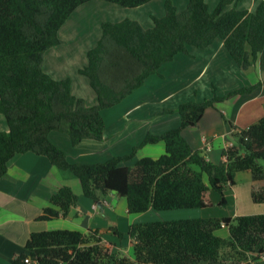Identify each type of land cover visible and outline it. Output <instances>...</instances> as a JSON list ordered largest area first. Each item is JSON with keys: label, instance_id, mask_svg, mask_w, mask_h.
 <instances>
[{"label": "trees", "instance_id": "trees-1", "mask_svg": "<svg viewBox=\"0 0 264 264\" xmlns=\"http://www.w3.org/2000/svg\"><path fill=\"white\" fill-rule=\"evenodd\" d=\"M90 1L0 0V114L8 124L7 130H0V178L15 156L33 152L79 178L83 195L93 202L115 192L126 198L129 213H142L149 208L209 207L205 193L211 189L221 195L219 205H225V191L235 184L236 174L250 171L254 181L263 183L252 190V200L263 203L264 115L243 129L229 122L233 145L224 148L226 160L221 163L194 149L183 134L199 125L208 108L253 92L263 84L260 81L224 96L213 85L212 97L165 109L164 113H179L178 126L148 133L129 153L105 161L72 162L50 133H67L73 145L101 140L106 125L102 111L160 74L178 54H188L190 46L206 49L220 39L239 66L248 69L259 60L264 70V0H258L254 10L238 7L242 0H218L214 8L207 0H188L184 10L166 0L164 14L152 15L150 28L128 18L104 20L87 63L79 68L97 96L93 105L73 93L70 77L57 79L44 69L47 51L63 43V25ZM105 1L139 7L153 0ZM160 141L166 147L159 157L138 156L143 146ZM78 200L70 186H61L51 195L53 206L44 208L38 219L66 217ZM223 227L229 231L227 237L217 233ZM110 229L124 236L116 226ZM127 233L131 254L113 252L99 229L35 231L11 264H251L264 255V213L138 222Z\"/></svg>", "mask_w": 264, "mask_h": 264}, {"label": "crops", "instance_id": "crops-1", "mask_svg": "<svg viewBox=\"0 0 264 264\" xmlns=\"http://www.w3.org/2000/svg\"><path fill=\"white\" fill-rule=\"evenodd\" d=\"M244 2V8L254 10L258 0H244ZM87 4L89 2L78 8L85 7ZM56 47L47 51L44 69L57 79L69 77V75H62L65 73L64 67L67 65L65 61H62V57L66 54L61 52L63 56L56 57L62 51V49L57 51L56 49L58 48ZM190 47L188 54L180 53L173 61L161 67L162 69L167 64L175 63L173 69L176 68L177 70V67L181 65L180 70L186 71L187 69L190 70L191 66H200V71L195 79L200 76L204 77L209 73L208 75L210 76L206 83L208 85L211 84V94L208 87L206 94H200L198 89H193L187 100H197L196 98H202L205 95L208 98L213 96V85L217 82L219 83V79L216 81L211 79L212 77H217L218 73L215 72L216 70L222 71L224 76L221 85L217 83V92L220 96L226 95L233 89L247 87L259 81L263 82L262 85L249 94H237L228 99L232 100V104H229V106L232 107L233 116L232 114L227 115L224 109H222L223 111L220 114L218 105L227 101L225 100L217 103L215 107L208 108L198 126L183 131L184 136L194 149L202 151L211 161L221 163L225 161L223 150L232 141L228 136L234 131L229 122H232L235 127L243 129L257 122L264 115V70H261L259 60L248 69L239 66L220 39H217L215 43L206 49ZM74 56L76 55L74 54ZM50 58H57L58 61L54 64L48 63ZM197 62L201 64H197ZM79 68L81 67H77L78 72ZM211 68L212 71H210ZM173 71L174 73L176 72L175 70ZM156 77L157 74L151 75L133 94H137V92L142 94L145 89L155 90V87L163 80H157L158 78L156 79ZM70 78L72 80V91H74V81L72 77ZM81 81H84V79ZM142 97H144L143 94L135 97V103L128 102L129 104L123 106L124 112L122 116L116 115L120 112L118 110L115 112L109 111L113 108L116 109L115 107L107 110L111 116L108 117V122L105 119L106 125L101 140L86 139L78 145H73L70 136L60 131H52L50 138L64 149L72 162L95 163L105 161L114 155L129 153L134 146L142 142L148 133L161 134L165 130L180 124V120L174 125L169 121H164L166 119L164 116L172 114L157 115L156 111L153 113L147 109V106H141V101L137 100V98ZM205 97L202 99H206ZM92 102L94 104L97 103L96 94ZM7 129V121L0 114V130ZM105 147L108 151L104 150ZM165 147V143L160 141L155 144H147L139 152H144L148 148L151 150L152 157L156 158L165 152ZM114 151L117 152L112 153ZM218 154L221 156L220 162H217ZM262 184V182L253 180L250 171H240L236 174L235 184L225 191L227 204L219 205L221 195L211 189L205 193V198L211 203V206L206 208L159 210L161 212L158 213L170 216L158 217L157 220L215 217L209 210L215 204L224 208L229 206L234 208L232 213L226 212L225 215L220 217L264 213V202H254L251 197L252 190L260 188ZM64 185L70 186L79 195L78 202L71 207L66 217H58L51 220L38 219L44 208L53 206L50 201L51 195ZM116 197L115 192H110L101 197L98 202H93L83 195L79 178L68 170L57 168L48 157L33 152L15 156L9 162L7 173L0 178V264H11L20 253L24 252L26 242L32 232L53 229H73L82 232L89 229H99L105 242H109L118 250L127 253L128 249L123 250L122 247L129 246L132 248V239L127 233L130 225L138 222L155 221L150 220L149 217L148 219L145 218L146 215L152 216L153 208H149L142 213H129L127 200ZM243 203L248 205L250 210L251 208L253 210L244 211L245 209L240 208ZM172 214H177V216H171ZM112 226H116L118 230L124 233V236L122 238L116 236L110 229ZM222 229H226L229 235L226 227ZM126 239L128 243L124 242ZM251 264H264V255L253 259Z\"/></svg>", "mask_w": 264, "mask_h": 264}, {"label": "rangeland", "instance_id": "rangeland-1", "mask_svg": "<svg viewBox=\"0 0 264 264\" xmlns=\"http://www.w3.org/2000/svg\"><path fill=\"white\" fill-rule=\"evenodd\" d=\"M166 0H153L147 4H144L139 7H124L116 3L108 2L105 0H92L90 2H93L90 4L85 5V7L78 8L71 17L66 21V23L63 25L61 30L59 31V37L63 40V43L59 46L57 45L56 49L57 51L62 49L58 53V56H63L65 53L66 55L62 57V61H65L67 65H65L64 74L62 75H69V77L73 78L74 81V88L73 91L75 95L82 96L89 105H93V97L95 95L93 89L91 88L90 84L88 83L87 77L80 74L77 71V67H82L87 62V51L94 47L101 35V23L104 20H111V21H120L125 18L138 20L140 21L145 27L150 28L153 25V22L151 20L152 15H163L165 12L164 9V3ZM176 6L179 10H184L186 8L188 0H173ZM153 2V3H152ZM211 8H214L218 0H207ZM244 0L240 1L238 3V7L244 8ZM88 12H87V10ZM194 48L195 47H190ZM63 52V54L61 53ZM73 53V54H72ZM74 54L76 56H74ZM58 60L57 58L52 59L50 58L48 63L54 64ZM219 62V61H217ZM175 64V63H174ZM174 64H167L162 69H160V74H157L156 79L161 80L163 79L160 84L155 87V90L153 89H145L142 93L144 97L137 98V100L141 101V106H147L150 110V112H157L158 115H166V114H172L164 116V121H169L171 124L178 123L180 120L179 113H164L163 111L165 109L174 108L176 109L178 107V104L184 100L188 99V96L192 93L193 89H198L200 91V94H206L207 93V87L209 89V93L211 94V84H207L208 78L210 75L200 76L198 79H195V77L198 75L200 71V66H191L192 68L186 71L180 70L181 65L173 69ZM197 64H201L197 62ZM179 65V63H178ZM175 70L176 72L174 73ZM173 71V72H172ZM212 71V68L210 69ZM218 73L217 77H212V80L219 79V85L222 83L223 79V72L222 71H215ZM84 79V81H81ZM84 82V83H83ZM215 84L216 88L218 84ZM151 84V83H150ZM143 90V89H142ZM219 90V89H218ZM219 93H221L219 91ZM140 92H137V94H131L127 98L123 99L121 103L115 106L116 109H104L102 111L103 116L106 119V122H108V117L111 115L108 114V111H120L116 115L122 116L124 109H122L123 106L129 104L128 102H136V98L140 95ZM213 95V94H212ZM207 96V95H205ZM203 96V97H205ZM202 97V98H203ZM202 98H196L197 100H201ZM208 98V97H205ZM195 100V99H194ZM203 100V99H202ZM96 102V101H95ZM125 102V103H124ZM229 104H232V100H227L223 104H219L218 108L220 109V114L222 109H224V112H226L227 115L232 114L234 115V112L232 110V107L229 106ZM132 107L133 105L130 104ZM129 105V106H130ZM131 108V107H128ZM136 110V109H134ZM112 112V113H113ZM152 113V114H153ZM157 118V117H156ZM146 122H148L147 119H145ZM65 133V132H64ZM230 138V135L228 136ZM145 146H143L141 149H143ZM110 148V147H109ZM104 150L108 149L105 147ZM112 151V148H111ZM151 150L147 148L144 152H138V156H152ZM117 151H114L112 153H116ZM217 152V151H215ZM146 154V155H144ZM213 155V152H212ZM220 154H218L217 162H220ZM216 163V162H215ZM206 178V177H205ZM217 194V193H215ZM117 195V194H116ZM118 198H120L119 195H117ZM116 197V198H117ZM124 198V197H121ZM126 199V198H125ZM250 202V201H249ZM250 204V203H249ZM240 208L245 209L244 211H251L253 210L249 208L248 205L243 203V206ZM151 212L152 216L146 215V219L150 220H157L158 217H166L170 216L167 214H161L158 212H161L156 209H152ZM199 210V209H198ZM211 214H213L215 217H220L222 215H225V213H232L234 208L233 206H229L227 208L218 206L215 204L211 209H209ZM120 212V209H119ZM165 212V211H162ZM171 216H177V214H172ZM217 233L223 237L228 236V232L226 229H222L217 231ZM125 243H128V240L126 239L124 241ZM124 249H128L129 254L132 252V248L129 246L122 247ZM117 248H113V252H116Z\"/></svg>", "mask_w": 264, "mask_h": 264}, {"label": "built area", "instance_id": "built-area-1", "mask_svg": "<svg viewBox=\"0 0 264 264\" xmlns=\"http://www.w3.org/2000/svg\"><path fill=\"white\" fill-rule=\"evenodd\" d=\"M231 145H233V142H232V141L230 142V144H229L228 146H231ZM224 157H225V156H224ZM225 160H226V157H225ZM25 261H26V262H30V259H29V258H26Z\"/></svg>", "mask_w": 264, "mask_h": 264}]
</instances>
